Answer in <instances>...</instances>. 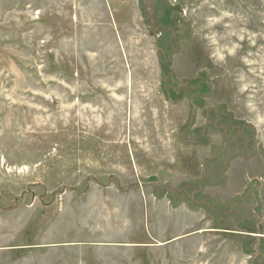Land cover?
I'll use <instances>...</instances> for the list:
<instances>
[{
    "label": "rangeland",
    "instance_id": "374dc122",
    "mask_svg": "<svg viewBox=\"0 0 264 264\" xmlns=\"http://www.w3.org/2000/svg\"><path fill=\"white\" fill-rule=\"evenodd\" d=\"M0 264H264V0H0Z\"/></svg>",
    "mask_w": 264,
    "mask_h": 264
},
{
    "label": "bare ground",
    "instance_id": "6f19581e",
    "mask_svg": "<svg viewBox=\"0 0 264 264\" xmlns=\"http://www.w3.org/2000/svg\"><path fill=\"white\" fill-rule=\"evenodd\" d=\"M25 36V35H24Z\"/></svg>",
    "mask_w": 264,
    "mask_h": 264
}]
</instances>
